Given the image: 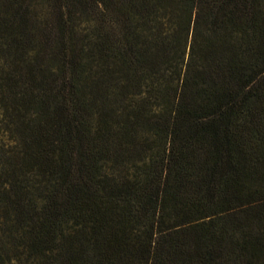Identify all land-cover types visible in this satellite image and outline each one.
I'll list each match as a JSON object with an SVG mask.
<instances>
[{
    "label": "trees",
    "instance_id": "trees-1",
    "mask_svg": "<svg viewBox=\"0 0 264 264\" xmlns=\"http://www.w3.org/2000/svg\"><path fill=\"white\" fill-rule=\"evenodd\" d=\"M0 264H264V0H0Z\"/></svg>",
    "mask_w": 264,
    "mask_h": 264
}]
</instances>
